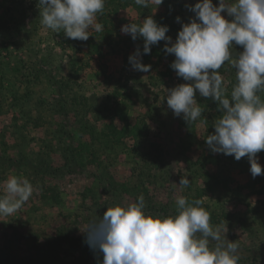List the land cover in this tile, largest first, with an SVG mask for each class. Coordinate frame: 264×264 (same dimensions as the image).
<instances>
[{
	"label": "rangeland",
	"instance_id": "rangeland-1",
	"mask_svg": "<svg viewBox=\"0 0 264 264\" xmlns=\"http://www.w3.org/2000/svg\"><path fill=\"white\" fill-rule=\"evenodd\" d=\"M196 2L121 8L106 24L97 14L103 30L90 29L89 39L80 41L43 26L38 0H0V195L11 176L34 186L21 209L0 216V264H86L100 253L85 242L89 222L107 207L127 205L140 195L145 212L160 216L177 213V197L199 196L218 218L210 224H227L229 241L256 243L264 203L253 221L245 203L256 206L264 195L237 190L253 180L247 156L237 161L213 153L205 142L222 113L218 102L197 91L202 116L191 123L174 116L167 89L189 82L170 67L175 57L163 51L164 41L142 56L149 72L133 70L128 61L138 45L128 41L122 25L153 16L163 25L175 24L178 34L194 17L186 5ZM175 33L169 30L173 41ZM241 51L242 46H233L234 55ZM219 71L226 94L236 84V72L228 63ZM123 117L146 124L136 143L125 135L106 149L92 137V131L117 133ZM70 147L73 160L67 158ZM257 155L263 166L264 157ZM35 166L57 170L36 172ZM182 176L191 181L187 187L179 185Z\"/></svg>",
	"mask_w": 264,
	"mask_h": 264
},
{
	"label": "clouds",
	"instance_id": "clouds-1",
	"mask_svg": "<svg viewBox=\"0 0 264 264\" xmlns=\"http://www.w3.org/2000/svg\"><path fill=\"white\" fill-rule=\"evenodd\" d=\"M163 2L135 0L143 8ZM38 5L41 24L55 33L62 30L70 39L87 41L90 29L103 30L96 20L105 0H38ZM186 7L194 17L182 23L175 41L166 35L169 27L153 16L139 24L122 25L121 32L133 41L143 39L142 52L137 47L128 57L129 64L135 71L149 72L151 65L143 64L142 56L164 41L163 51L175 57L170 67L189 82L167 89V107L174 116L183 115L191 123L203 112L197 91L218 102L222 115L205 142L213 153L231 155L237 161L247 156L255 179L264 175L257 155L264 151V99L259 95L264 92V0H219L218 5L213 0H197ZM176 21L181 18L177 16ZM234 45L242 46L243 51L234 55ZM225 63L236 72L230 98L219 71ZM190 182L182 176L179 185L187 187ZM4 183L0 216H9L29 200L34 186L18 176ZM202 203L200 199L189 202L181 195L176 198L175 215H152L145 212V199L140 195L127 205L107 207L102 217L89 222L85 242L103 254L102 264H239V243L227 239V224H210L211 214Z\"/></svg>",
	"mask_w": 264,
	"mask_h": 264
},
{
	"label": "trees",
	"instance_id": "trees-1",
	"mask_svg": "<svg viewBox=\"0 0 264 264\" xmlns=\"http://www.w3.org/2000/svg\"><path fill=\"white\" fill-rule=\"evenodd\" d=\"M126 7H133L136 10L142 9V6L137 5L135 3V0H105L104 10L102 13L99 14L100 19H103L104 24H106L107 20H109V16H112V14H116L121 8H126ZM164 18H165V20L168 19V13L165 14ZM172 19L174 20L173 15H172ZM164 23H165V21L163 19L159 20V24L163 25ZM175 26H176L175 24H172L170 27L169 26L168 27H169V30L176 32L175 33V39H176L177 31L174 28ZM168 34H169V32L166 33V35H168ZM128 41H133L130 36L128 37ZM142 41H143L142 38H138L136 41H133V42H134V44H137L138 47L141 49V46H142L141 42ZM142 50H143V46H142ZM233 87H234V85L231 86L229 92L226 93V95L229 98H230V94H231ZM259 95L261 96L262 99H264V92H260ZM221 115H222V113H221ZM145 129H146V124L143 122V120L142 121L138 120L137 123L132 124L129 120H127V118L123 117V128L121 130H118L117 133H109V132H104V133L96 132L95 133L94 131H92V134H93L92 137H97L98 140L103 145H105L104 147H106V149H108L110 147L114 148L117 144H119L118 141L120 140V142H121L122 136L124 137L125 135L132 137L134 139L133 142L136 143V141H138L139 138H142L141 135H143L142 132L145 131ZM119 134H121V136ZM123 145H124V143H123ZM130 148H131V146H130ZM67 150H68L67 158L73 160L75 148L71 149V147H70ZM98 150H99L98 148L94 149V151L92 152L93 157H95V151H98ZM260 155L262 157H264V151H261ZM32 169L36 172H42V171L47 172L49 170H52V171L57 170V169H51L47 166L46 167L35 166V167H32ZM262 169H264V163H263ZM111 180L112 179L109 177V181H111ZM109 183L111 184V182H109ZM115 189H113L114 192L112 191L113 194L115 193ZM243 189H247L248 194L264 195V175H259L255 179H253L251 182H248V184L239 186V188H237V190L239 192H241ZM187 199L189 202H191L195 199L201 200V198L199 196H194V197L191 196L190 198H187ZM263 203H264V200H259V204L256 206H251V203H249L248 201L245 203L246 206L248 207V211L250 212V216L252 218V221L254 220L253 216H255L258 213L259 209L261 208L260 204H263ZM202 207H204L211 214V220H210L211 222H214L218 219L216 217V214L212 210H210L209 206L202 203ZM157 208L162 209L161 207H157ZM153 210H155V209H153ZM166 215H172V214L169 213ZM240 221H241V224H243V225H245L247 222V220L245 218L240 219ZM257 226H258V229H257L258 233H255V236H254V239L257 238L256 243H253L250 245H243L242 242H238L240 245L239 255L241 257L239 263H241V264H262V263H264V238L261 239V237H259L261 235L259 231L263 232V234H264V227L262 225H259V224H257ZM91 259L92 260L88 261L86 264H102L103 254L102 253H99V254L95 253V254H93V257Z\"/></svg>",
	"mask_w": 264,
	"mask_h": 264
}]
</instances>
